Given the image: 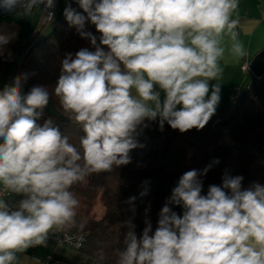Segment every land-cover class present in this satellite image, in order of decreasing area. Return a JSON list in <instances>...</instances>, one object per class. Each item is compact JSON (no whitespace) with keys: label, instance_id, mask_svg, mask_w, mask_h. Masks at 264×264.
Returning a JSON list of instances; mask_svg holds the SVG:
<instances>
[{"label":"clouds","instance_id":"1","mask_svg":"<svg viewBox=\"0 0 264 264\" xmlns=\"http://www.w3.org/2000/svg\"><path fill=\"white\" fill-rule=\"evenodd\" d=\"M76 2L84 14L66 7L64 15L95 50L81 49L75 58L68 54L54 92L64 113L82 126L79 148L51 120L38 123L50 100L44 87L24 94V75L0 88V181L26 196L15 210L0 200V264L44 244L54 226L72 222L79 205L72 186L89 174L131 163L130 151L143 146L135 137L149 127L146 121L158 120L160 131L167 123L180 133L209 123L221 99L220 84L210 81L222 71L224 35L237 60L247 55L236 30L239 21L232 18L239 0ZM20 4L0 0L9 12ZM37 4L48 10L55 0H27L25 11ZM86 22L100 34L99 45L84 30ZM14 35L0 32V56ZM243 179L225 173L221 185L202 194L197 171L185 172L155 231L148 223L139 238L127 233L118 264H264V185L242 188Z\"/></svg>","mask_w":264,"mask_h":264},{"label":"trees","instance_id":"2","mask_svg":"<svg viewBox=\"0 0 264 264\" xmlns=\"http://www.w3.org/2000/svg\"><path fill=\"white\" fill-rule=\"evenodd\" d=\"M66 7L84 14L76 0H67L64 7L60 2L55 17L36 41L12 47L13 60L9 61L6 56L0 73L9 77L17 59L19 68L15 77H27L22 82V92L26 94L34 86L44 87L49 92V102L62 116L53 117L43 109L38 123L51 120L52 126L58 127L69 143L79 148V140L84 135L82 126L64 113L54 89L62 72V61L68 54L75 58L79 50L94 51L95 46L69 24L64 15ZM84 30L95 35L99 45L100 34L95 26L86 22ZM146 123L149 127L135 137L143 146L130 151L131 163L118 167L115 188L102 186L107 172L89 174L72 186L79 205L74 220L64 224V230L86 234L80 249L86 257L85 264H118L129 231H134L139 238L150 223L154 232L162 207L181 176L189 170L197 171L203 184L202 194H206L210 185H221L225 173L243 176L242 188L254 183L264 185V90L257 82L240 106L217 110L202 130L180 133L165 123L164 130L160 131L158 120ZM216 160L219 163H214ZM209 165L207 173L201 175ZM145 190L147 194L141 197L140 192ZM132 196L136 200L127 203ZM25 198L19 194L4 202L15 210ZM94 205L100 207V214L91 212ZM169 206L182 213L180 206Z\"/></svg>","mask_w":264,"mask_h":264},{"label":"crops","instance_id":"3","mask_svg":"<svg viewBox=\"0 0 264 264\" xmlns=\"http://www.w3.org/2000/svg\"><path fill=\"white\" fill-rule=\"evenodd\" d=\"M44 18L43 12L37 7L25 13L22 17H8L0 21V32L15 34L13 39L4 46V56H0V68L8 52H11L12 47L16 45L23 46L36 41L38 38L36 31L44 25ZM232 18L239 21L236 29L239 33L238 38L247 51L244 58H247L250 63L256 54L264 50V0H239L238 8L233 12ZM42 30L45 31V28ZM231 43L227 35L221 38L220 46L225 49V54L218 60V64L222 71L218 79L210 81L212 85L219 83L221 86V99L217 110L228 108L230 98L236 89L242 91L244 86L251 80L240 69L243 58L237 60L230 53ZM16 61L17 64H15ZM18 68L19 61L16 59L9 77L2 76L0 73V88L13 83ZM257 84L258 87L264 90V75H261ZM161 99H163V92H161ZM51 251L52 244L46 240L44 244L32 245L27 249L15 252L16 258L11 264H40L38 260L50 254ZM86 261V257L80 251L58 247L54 250L48 264H85Z\"/></svg>","mask_w":264,"mask_h":264},{"label":"built area","instance_id":"4","mask_svg":"<svg viewBox=\"0 0 264 264\" xmlns=\"http://www.w3.org/2000/svg\"><path fill=\"white\" fill-rule=\"evenodd\" d=\"M61 0H55V6L52 9L44 10V6L41 4H37L32 7L31 11L34 8L39 7L41 11L44 14V25L42 28L37 29L36 35L37 37L41 35L43 32V28L47 27V25L53 20V18L56 15L57 9L59 7ZM27 3V0H21V4L13 11L9 12L2 8H0V21L4 20L8 17H22L25 13H28L25 11V4ZM49 13H52L51 19H48ZM9 61L13 60V56L11 54V58H7ZM240 69L241 71L251 77L250 70H249V61L247 58H243V60L240 63ZM259 78L255 79V83L258 81ZM241 91L239 89H236L234 94L231 96L228 108L229 109H235L237 107V101L240 96ZM19 194L11 191L10 189L6 188L3 184V182H0V200H5L8 197H14ZM46 240L50 241L52 244V251L47 256L40 258L38 261L40 264H48V261L52 258L53 252L58 247H67L70 249H73L75 251H80L82 248L85 240H86V234L85 233H74V232H66L64 230V225L61 226H54L52 230L47 235Z\"/></svg>","mask_w":264,"mask_h":264},{"label":"water","instance_id":"5","mask_svg":"<svg viewBox=\"0 0 264 264\" xmlns=\"http://www.w3.org/2000/svg\"><path fill=\"white\" fill-rule=\"evenodd\" d=\"M249 70H250V74L252 78L250 82L246 86H244V88L242 89L240 96L238 98V101H237V107L240 106L244 102L250 88L255 83V79L260 78L261 75H264V50H262L261 52H259L252 58V60L249 63ZM44 110L46 113L50 114L53 117H56V118L62 117L57 112V110L54 108L51 102H49L48 105L45 106Z\"/></svg>","mask_w":264,"mask_h":264},{"label":"rangeland","instance_id":"6","mask_svg":"<svg viewBox=\"0 0 264 264\" xmlns=\"http://www.w3.org/2000/svg\"><path fill=\"white\" fill-rule=\"evenodd\" d=\"M62 6L64 7L65 4L67 3V0H61ZM17 64V61L16 63ZM15 68V66H14ZM117 176H118V167H113V170L111 172H107L104 181L102 183V186H108L109 188H115L117 186ZM92 209V207H91ZM91 212H94V214L98 215L100 214V207L98 205H94L93 209Z\"/></svg>","mask_w":264,"mask_h":264}]
</instances>
